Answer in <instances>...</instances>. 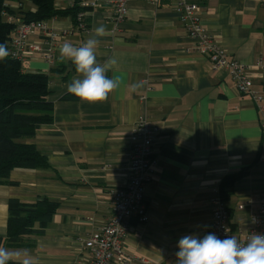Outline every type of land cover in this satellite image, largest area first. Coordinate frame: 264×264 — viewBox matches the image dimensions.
<instances>
[{
  "label": "crops",
  "instance_id": "crops-1",
  "mask_svg": "<svg viewBox=\"0 0 264 264\" xmlns=\"http://www.w3.org/2000/svg\"><path fill=\"white\" fill-rule=\"evenodd\" d=\"M85 9V34L74 29L72 16L46 21L65 41L80 46L98 37L97 61L117 59L115 71L124 87L106 101L81 102L67 93L77 75L74 65L59 59L51 64L49 46L42 35V50L22 62L27 73L49 77L48 101L53 121L25 140L48 159L45 169H15L0 183V238H7L9 201L35 203L47 199L58 210L42 235L24 236L10 251L28 250L41 264H78L87 254L83 239L99 230L112 214L110 191L127 182V150L141 119L161 130L157 141L158 165L146 188L149 221L131 222L125 252L131 264H176L178 241L185 235L200 238L209 233L212 214L221 199L222 181L239 174L229 200L231 235L244 241L253 214L264 193V113L249 95H242L228 71L215 69L193 49L196 43L172 6V0H134L127 17L117 24L114 0H89ZM203 6V26L229 54L243 63L254 91L264 96V0H191ZM7 7L36 12L28 0H7ZM57 10H67L73 0H54ZM10 13H5L9 16ZM109 71L108 75H112ZM143 82L133 90L131 85ZM68 99H65V98ZM239 206H244L239 209ZM39 229V225H36Z\"/></svg>",
  "mask_w": 264,
  "mask_h": 264
},
{
  "label": "built area",
  "instance_id": "built-area-1",
  "mask_svg": "<svg viewBox=\"0 0 264 264\" xmlns=\"http://www.w3.org/2000/svg\"><path fill=\"white\" fill-rule=\"evenodd\" d=\"M133 1L114 0L112 2L117 24L125 20ZM151 3L158 6L160 0H151ZM74 4L75 0H73ZM95 6L96 4L89 0L81 3L84 9ZM172 6L185 24L189 37L196 43L193 50L206 56L215 69L228 71L235 81L238 92L251 96L259 112L264 113V96L254 91V82L247 67L238 60L231 59L215 38L205 30L202 18L203 6L191 0H172ZM85 18L86 12H80L76 17L74 29L89 34L90 29ZM6 19L16 24L8 43L10 57L24 62L33 54L40 52L44 43L49 46L45 54L46 60L51 64L54 62L55 51L60 47L59 41L62 36L67 35V32L61 33L54 30L46 21L26 23L12 15H6ZM35 35H42L43 43H29V39ZM258 65L264 66V60H259ZM261 127L264 139V120ZM160 134L161 130L145 118L137 124L133 143L127 150L129 162L124 168L127 182L110 191L112 214L99 230L82 240L87 254L78 264H131L133 258L125 252L124 245L131 233L133 218H137L140 225L149 221V205L145 192L157 169V141ZM243 208L244 206H239V209ZM209 233H214L221 239L231 236V212L220 200L213 211ZM251 233L264 234V193L258 211L252 216L247 238Z\"/></svg>",
  "mask_w": 264,
  "mask_h": 264
},
{
  "label": "trees",
  "instance_id": "trees-1",
  "mask_svg": "<svg viewBox=\"0 0 264 264\" xmlns=\"http://www.w3.org/2000/svg\"><path fill=\"white\" fill-rule=\"evenodd\" d=\"M36 12L12 11L7 0H0V43L11 40L16 24L5 18V13L19 17L24 22L48 21L55 17H76L85 9L84 0H75L67 10H57L54 0H28ZM49 77L42 73H27L21 61L9 55L0 60V183L6 182L15 169H45L49 163L33 144L25 142L36 135L44 124L53 121V104L48 101ZM65 99H68L67 97ZM239 174L225 178L219 189L222 202L230 199ZM58 204L47 199L35 203H23L18 199L9 201L7 238H0V245H18L24 236L42 235L58 210ZM39 225V229L36 228Z\"/></svg>",
  "mask_w": 264,
  "mask_h": 264
},
{
  "label": "clouds",
  "instance_id": "clouds-1",
  "mask_svg": "<svg viewBox=\"0 0 264 264\" xmlns=\"http://www.w3.org/2000/svg\"><path fill=\"white\" fill-rule=\"evenodd\" d=\"M106 32V26L100 25L94 29L95 35L80 46L68 41L60 45L59 59L70 61L77 74L67 85V93L81 102L106 101L110 94L125 86L123 78L112 71L117 64L115 57L103 64L97 61L98 37ZM8 55L7 45L0 43V60ZM109 71H112L111 76ZM131 87L135 91L143 87V82ZM178 249L176 264H264V234L259 233H251L244 241L235 235L223 239L214 233H207L202 238L196 234L185 235L179 239ZM0 264H41V261L28 250L13 252L0 245Z\"/></svg>",
  "mask_w": 264,
  "mask_h": 264
}]
</instances>
